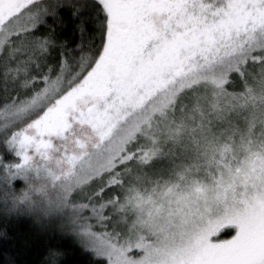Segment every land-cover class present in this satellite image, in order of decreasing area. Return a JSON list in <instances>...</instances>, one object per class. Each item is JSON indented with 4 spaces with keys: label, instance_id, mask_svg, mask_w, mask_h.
Segmentation results:
<instances>
[{
    "label": "snow or ice",
    "instance_id": "1",
    "mask_svg": "<svg viewBox=\"0 0 264 264\" xmlns=\"http://www.w3.org/2000/svg\"><path fill=\"white\" fill-rule=\"evenodd\" d=\"M0 264H264V0H0Z\"/></svg>",
    "mask_w": 264,
    "mask_h": 264
}]
</instances>
